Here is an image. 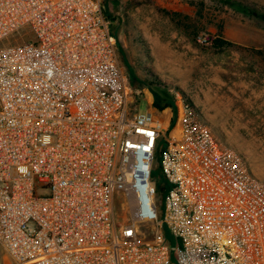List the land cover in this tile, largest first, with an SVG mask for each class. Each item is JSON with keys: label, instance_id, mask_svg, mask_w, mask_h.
Here are the masks:
<instances>
[{"label": "built area", "instance_id": "built-area-1", "mask_svg": "<svg viewBox=\"0 0 264 264\" xmlns=\"http://www.w3.org/2000/svg\"><path fill=\"white\" fill-rule=\"evenodd\" d=\"M6 38L0 264H264V181L178 92L175 136L137 109L101 0H0Z\"/></svg>", "mask_w": 264, "mask_h": 264}, {"label": "rangeland", "instance_id": "rangeland-1", "mask_svg": "<svg viewBox=\"0 0 264 264\" xmlns=\"http://www.w3.org/2000/svg\"><path fill=\"white\" fill-rule=\"evenodd\" d=\"M101 1L120 64L134 80L137 109L170 118L178 92L216 140L264 181V0ZM214 39L227 45L215 48ZM160 94L177 108H154Z\"/></svg>", "mask_w": 264, "mask_h": 264}, {"label": "trees", "instance_id": "trees-1", "mask_svg": "<svg viewBox=\"0 0 264 264\" xmlns=\"http://www.w3.org/2000/svg\"><path fill=\"white\" fill-rule=\"evenodd\" d=\"M105 2V0H104ZM102 7L104 8V3L103 1H101ZM104 13V12H103ZM104 16L108 19L109 23H110V29H111V21L109 19V15L104 13ZM262 20H264V15H261ZM112 33V31H111ZM214 46L215 48L218 49H222L224 47V45H227V43L221 39H214ZM121 55V59H123V53L119 52ZM120 61V60H119ZM124 61V59H123ZM130 80L132 82V84H134V80L133 78L130 76ZM135 88V87H134ZM136 89V88H135ZM164 94V93H163ZM136 103V101H135ZM153 107L156 108L157 110L161 111L164 110L166 108H172V109H176V106H173V104L167 99V95H161L160 97H156L153 101ZM178 130H179V116H178V111L177 110H172L171 112V116L169 118V124H168V128L166 130V134L167 136H175L178 134ZM164 144L161 142L158 144V147L156 149V156H157V160L159 159V155L161 150L163 149ZM158 168L155 167V170H157ZM153 171V177H154V172Z\"/></svg>", "mask_w": 264, "mask_h": 264}, {"label": "crops", "instance_id": "crops-1", "mask_svg": "<svg viewBox=\"0 0 264 264\" xmlns=\"http://www.w3.org/2000/svg\"><path fill=\"white\" fill-rule=\"evenodd\" d=\"M151 111H155V110H151Z\"/></svg>", "mask_w": 264, "mask_h": 264}]
</instances>
